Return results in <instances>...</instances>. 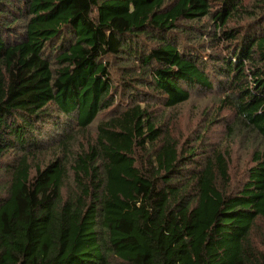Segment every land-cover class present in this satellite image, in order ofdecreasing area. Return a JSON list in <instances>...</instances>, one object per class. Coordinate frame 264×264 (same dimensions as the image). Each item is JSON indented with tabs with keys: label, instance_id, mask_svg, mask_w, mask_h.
<instances>
[{
	"label": "trees",
	"instance_id": "obj_1",
	"mask_svg": "<svg viewBox=\"0 0 264 264\" xmlns=\"http://www.w3.org/2000/svg\"><path fill=\"white\" fill-rule=\"evenodd\" d=\"M211 66L229 143L198 162L202 135L125 93L175 107ZM60 116L77 131L46 145ZM0 264H264V0H0Z\"/></svg>",
	"mask_w": 264,
	"mask_h": 264
},
{
	"label": "rangeland",
	"instance_id": "obj_2",
	"mask_svg": "<svg viewBox=\"0 0 264 264\" xmlns=\"http://www.w3.org/2000/svg\"><path fill=\"white\" fill-rule=\"evenodd\" d=\"M215 66L217 68V65ZM216 68H213V66L209 67L210 79L214 84L213 88L192 87L189 100L175 107H166L164 101L157 97L156 98L159 99L160 102L156 103L154 100L155 95L147 87L139 86V91L134 90L135 95H130L131 91L125 93V97L136 96L139 99L150 100L151 105L156 104L154 105V107H156L155 109L158 110L159 114H163L166 120L163 125L165 126L167 122L166 128L169 129L174 138L183 143L182 145L190 143L194 146L197 144L196 138H198V135H202L203 138L195 156L198 162H200L202 158L210 156V148H213V146L216 145V148L223 149L225 144L229 143L226 142V124L228 120L231 119L232 113L230 111L227 113H219L216 111L219 94H221L222 91L221 82L226 80L224 75L218 72ZM112 72L114 78H116V71L112 70ZM119 92L121 93L122 90ZM122 103L127 104L129 101L126 98L122 99V101L119 99L110 109L99 114L94 123L89 127L88 133L80 131L76 134L77 136L74 138L76 140L74 144H77L79 140L80 142L86 141L87 137L95 138L98 133L99 124L109 117L120 113L123 108L121 105ZM214 117L217 118L215 119L216 121L210 123L211 120H214ZM71 124V121H68L64 116H60L54 121L47 123L44 128L42 142L46 145L52 144L58 140L60 136H64V134L68 132L77 131L75 123ZM142 150L143 149L137 150L136 155L140 162H142L144 158L147 160L146 155L148 153L147 151L144 153ZM232 150L230 168L232 178L231 187L237 185L239 181H242L245 168H247V165L251 164L249 162V152H244L239 144H234ZM50 154L53 156L52 152Z\"/></svg>",
	"mask_w": 264,
	"mask_h": 264
}]
</instances>
